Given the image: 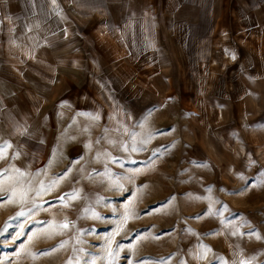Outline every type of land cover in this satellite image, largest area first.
Here are the masks:
<instances>
[{
    "label": "rangeland",
    "instance_id": "obj_1",
    "mask_svg": "<svg viewBox=\"0 0 264 264\" xmlns=\"http://www.w3.org/2000/svg\"><path fill=\"white\" fill-rule=\"evenodd\" d=\"M239 47L243 68L264 72V47ZM255 79L245 110L206 104L193 78L185 99L172 87L155 97L144 79L117 95L142 100L131 125L79 115L50 149L27 134L5 140L0 122V264H264V77Z\"/></svg>",
    "mask_w": 264,
    "mask_h": 264
},
{
    "label": "crops",
    "instance_id": "obj_2",
    "mask_svg": "<svg viewBox=\"0 0 264 264\" xmlns=\"http://www.w3.org/2000/svg\"><path fill=\"white\" fill-rule=\"evenodd\" d=\"M244 44L264 47V0H0L5 140L22 133L53 148V135L79 115L131 125L142 100L133 107L117 95L137 93L144 79L155 97L172 87L185 99L181 85L193 78L206 104L248 109L255 98L245 95L264 72L243 68ZM213 47L216 73L207 68Z\"/></svg>",
    "mask_w": 264,
    "mask_h": 264
},
{
    "label": "snow or ice",
    "instance_id": "obj_3",
    "mask_svg": "<svg viewBox=\"0 0 264 264\" xmlns=\"http://www.w3.org/2000/svg\"><path fill=\"white\" fill-rule=\"evenodd\" d=\"M64 227H67V225L65 224Z\"/></svg>",
    "mask_w": 264,
    "mask_h": 264
}]
</instances>
